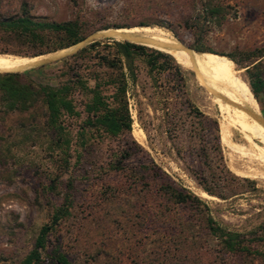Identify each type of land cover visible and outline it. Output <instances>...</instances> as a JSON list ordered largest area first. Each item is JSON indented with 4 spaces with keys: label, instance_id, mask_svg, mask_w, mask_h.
Instances as JSON below:
<instances>
[{
    "label": "rangeland",
    "instance_id": "1",
    "mask_svg": "<svg viewBox=\"0 0 264 264\" xmlns=\"http://www.w3.org/2000/svg\"><path fill=\"white\" fill-rule=\"evenodd\" d=\"M22 1L36 19L76 22L84 38L88 36L78 49L92 41L100 44L64 59L78 49L29 57L22 55L40 48L4 43L0 37L2 55L45 59L37 68L18 73L21 82L68 87L78 113L62 118L67 145L57 148L40 101L25 112L0 110V264H21L65 193L71 201L68 215L47 236L40 264H53V251L70 264H159L160 237L169 229L161 224L155 188L140 173L139 165L147 159L202 200L219 226L247 237L260 235L264 229V131L229 101L222 76L208 60L163 51L180 67V89L169 71L151 77L143 56L132 58L131 82L126 62L120 58L127 82L129 133L111 137L84 129L83 109L96 83L102 96L113 93L110 85L102 83L115 71L102 61L115 60L112 41L130 40L128 32H135L188 50H192L189 45L200 43L209 50L201 53L223 62L245 101L264 116L260 110L264 104L254 100L246 71L264 77V0H0V19L19 15ZM208 7L216 9L210 18L203 12ZM186 101L202 116L201 125ZM215 127L220 160L206 164L201 150L209 147ZM127 148L131 156L124 159L122 151ZM115 165L120 169L115 170ZM51 184L54 191L47 189ZM203 186L213 194L204 192ZM150 213L153 218L148 217ZM170 215L173 220L175 216ZM183 215L196 224L192 211L185 210ZM254 247L264 253V242ZM215 252V242L209 239L198 256L203 264H264V257L230 255L223 260L215 256L213 263Z\"/></svg>",
    "mask_w": 264,
    "mask_h": 264
},
{
    "label": "trees",
    "instance_id": "2",
    "mask_svg": "<svg viewBox=\"0 0 264 264\" xmlns=\"http://www.w3.org/2000/svg\"><path fill=\"white\" fill-rule=\"evenodd\" d=\"M203 12H205L207 18H210L216 14V9L215 7H208ZM106 28L108 27H104L103 29ZM0 37L3 38L4 43H13L19 46H37L40 48L29 55H22L29 57L46 54L50 56L57 55L62 50L70 49L84 42L87 38L84 39V35L80 32L76 22H53L32 17L28 12L26 3L23 1L20 3L19 15L0 19ZM82 39L84 40L81 41ZM121 40L123 42L112 41L116 52L115 60L104 59L102 61L104 67L115 71L114 76H110L102 83L110 85L113 93L109 97L102 96L98 90L99 83H96L91 89V97L83 109L85 113L83 128H93L111 137L129 133L131 125L124 97L127 82L125 74L122 72L120 58H123L126 62L131 82H134V77L130 70L132 58L143 56L145 67L151 77L154 74L159 75L162 72L169 71L178 79L180 89L183 88L182 72L179 65L172 58L165 55L163 51L155 50L127 39ZM99 44L100 42L98 41H92L62 59L78 51L81 53L86 49H91ZM41 47L44 49H41ZM189 48L196 52H209L200 43L189 45ZM262 56L260 54L257 57ZM228 59L232 63L238 64L232 57L229 56ZM26 71L28 70L0 73V110L3 113L25 112L35 102L40 101L45 111L46 126L55 137V147L60 148L67 145V140L62 129V118L78 114L74 110V106L69 98V88L65 86L56 88L34 86L30 82H21V74L18 73H26ZM246 71L249 78V90L256 103L261 106V103L264 104V77L259 72H251L248 69ZM186 104L190 112L199 118L198 124L201 125L202 120L200 118L202 116L200 113L188 102ZM260 110L264 112V106L263 108L260 107ZM258 112L259 117L264 123V116L261 115L259 110ZM214 131L209 147L201 150L202 157L207 162L206 164H215L217 159L220 160V157H218L220 149L216 127ZM81 137H83L82 134H80ZM81 144L84 143L82 142ZM131 144L136 148L134 143ZM122 154H124L123 158L125 159L131 156V151L127 148L122 151ZM114 169L119 170L120 166L115 165ZM139 169L148 184H152L155 188V193L160 198L161 203V208L157 210L162 216L161 224L164 228L169 229L167 230L168 232L163 233L162 237H160L162 238L163 251L161 252L159 264H203L198 256V250L209 239L215 242L216 247L212 260L213 263L216 262L214 261L215 256H218L220 260H223V256L225 255L244 258L264 257V253L254 247V244L257 242H264L263 228H261L262 232L260 235L252 237L228 231L213 220L208 214V209L202 200L172 181L151 159L140 163ZM219 170L228 174L223 167H219ZM66 186H68L69 190L71 189V185ZM47 189L48 191H54L55 185L51 184ZM202 189L208 195L213 194L205 186ZM70 206V196L65 193L62 196V202L54 209L48 222L39 228L33 247L21 264L41 263L47 236L54 230L61 219L68 215ZM169 206H172V208H169ZM185 210H190L195 214L196 224H194L191 217L187 218L183 215ZM170 212L175 216L174 221L171 219ZM148 217L153 218L152 213L148 214ZM170 225L173 226V231H170ZM51 260L53 264H70L67 258L57 251L52 252Z\"/></svg>",
    "mask_w": 264,
    "mask_h": 264
},
{
    "label": "bare ground",
    "instance_id": "3",
    "mask_svg": "<svg viewBox=\"0 0 264 264\" xmlns=\"http://www.w3.org/2000/svg\"><path fill=\"white\" fill-rule=\"evenodd\" d=\"M101 33V32H99ZM96 33L95 35L99 34ZM101 35V34H100ZM93 37V36H92ZM128 37L131 41L138 43L140 45L151 47L154 49H158L167 53L174 54L178 57H188L190 59H205L210 62L212 66L216 68L218 73L222 76L223 82L226 85V89L229 92L228 99L229 101L246 117H248L252 122L258 125L264 131V123L262 119L259 117L257 112L250 107V105L245 101L243 98V94L238 88V85L232 78L231 74L229 73L227 66L218 59H216L213 55L209 53H201L195 52L192 50L185 49L183 47H175L168 44L165 41L157 40L151 38L149 36L135 33V32H128ZM84 44V43H82ZM81 44H78L68 50V52L74 51L78 49ZM173 56V55H172ZM188 61V60H187ZM199 61V60H198ZM44 58H22L19 56H12V55H2L0 54V73H12L18 71H24L36 67L40 64H44ZM215 70V71H216ZM229 102V103H230ZM139 135V133H138ZM139 138V137H137ZM257 163V162H256ZM242 168V167H241Z\"/></svg>",
    "mask_w": 264,
    "mask_h": 264
},
{
    "label": "water",
    "instance_id": "4",
    "mask_svg": "<svg viewBox=\"0 0 264 264\" xmlns=\"http://www.w3.org/2000/svg\"><path fill=\"white\" fill-rule=\"evenodd\" d=\"M86 37H88V36H86ZM86 37H85V38H86ZM85 38H84V39H85ZM84 39H82L81 41H83ZM81 41H79V42H81ZM79 42H78V43H79Z\"/></svg>",
    "mask_w": 264,
    "mask_h": 264
}]
</instances>
